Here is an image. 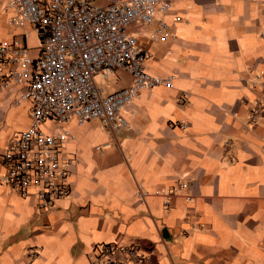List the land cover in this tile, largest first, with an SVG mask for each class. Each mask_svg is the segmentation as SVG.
Segmentation results:
<instances>
[{
    "label": "crops",
    "instance_id": "0c3cea01",
    "mask_svg": "<svg viewBox=\"0 0 264 264\" xmlns=\"http://www.w3.org/2000/svg\"><path fill=\"white\" fill-rule=\"evenodd\" d=\"M167 1L157 18L174 38L134 33L150 53L145 69L172 76L173 87L141 90L115 138L96 120L60 124L75 139L59 158L73 162L69 192L49 208L0 183V264H95L102 242L138 245L154 264H264V92L253 86L264 72V0ZM12 12L0 0V41L35 57L37 27L11 30ZM110 77L104 94L131 80L122 70ZM20 92L12 81L0 89V174L5 138L29 122L28 100L12 104Z\"/></svg>",
    "mask_w": 264,
    "mask_h": 264
},
{
    "label": "built area",
    "instance_id": "2783aa9c",
    "mask_svg": "<svg viewBox=\"0 0 264 264\" xmlns=\"http://www.w3.org/2000/svg\"><path fill=\"white\" fill-rule=\"evenodd\" d=\"M107 1L98 5L94 0H7V8L13 10L7 25L11 30L24 24L36 26L40 44L34 57L20 41H0V89L12 81L21 87L12 104L30 103L27 126L3 142L0 183L23 197L35 192L39 208H49L69 192L73 158L61 160L59 154L63 143L75 136L60 124L96 120L115 138L129 127L123 108L131 106L141 90L173 87L172 76L145 69L150 53L134 33L151 27L152 41L174 38L169 22L157 18L158 12L169 11V1ZM115 70L127 72L130 83L104 94L95 78L108 80ZM253 86L264 92V72L256 76ZM185 96L182 92L180 100ZM261 108L256 104L251 110V121ZM134 194L144 201L147 193L137 184ZM190 199L185 195L186 201ZM96 250L95 264H154L135 244L102 242Z\"/></svg>",
    "mask_w": 264,
    "mask_h": 264
},
{
    "label": "rangeland",
    "instance_id": "374dc122",
    "mask_svg": "<svg viewBox=\"0 0 264 264\" xmlns=\"http://www.w3.org/2000/svg\"><path fill=\"white\" fill-rule=\"evenodd\" d=\"M36 43H37V39H36L35 34L30 33V35H28V37H27V44L32 46V45H35ZM111 78L112 77H110L109 80L106 81V80L102 79L101 77H96L95 82H96L98 87H100L103 91H105L106 89L110 88V86H111V84H110L112 82ZM126 79H127V77H122L121 80L125 81ZM121 80H120V83H123Z\"/></svg>",
    "mask_w": 264,
    "mask_h": 264
}]
</instances>
